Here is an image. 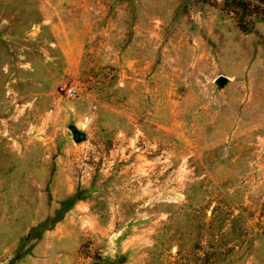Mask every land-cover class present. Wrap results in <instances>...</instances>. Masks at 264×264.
<instances>
[{
	"label": "rangeland",
	"instance_id": "1",
	"mask_svg": "<svg viewBox=\"0 0 264 264\" xmlns=\"http://www.w3.org/2000/svg\"><path fill=\"white\" fill-rule=\"evenodd\" d=\"M250 14L0 0V264H264L260 4Z\"/></svg>",
	"mask_w": 264,
	"mask_h": 264
},
{
	"label": "trees",
	"instance_id": "2",
	"mask_svg": "<svg viewBox=\"0 0 264 264\" xmlns=\"http://www.w3.org/2000/svg\"><path fill=\"white\" fill-rule=\"evenodd\" d=\"M207 2H210V0H206ZM223 2L226 4V7L231 13L240 12L243 19L250 17V10L252 7L253 2H257L260 4L261 8V14L264 20V0H223ZM249 25H242V28H244L246 31H248ZM259 230L261 235L264 237V223L259 224Z\"/></svg>",
	"mask_w": 264,
	"mask_h": 264
},
{
	"label": "water",
	"instance_id": "3",
	"mask_svg": "<svg viewBox=\"0 0 264 264\" xmlns=\"http://www.w3.org/2000/svg\"><path fill=\"white\" fill-rule=\"evenodd\" d=\"M219 82L221 84H226L228 82V79L226 77H220ZM71 130L73 132L75 142L80 143L85 139L84 133L78 130L76 127L72 126Z\"/></svg>",
	"mask_w": 264,
	"mask_h": 264
},
{
	"label": "built area",
	"instance_id": "4",
	"mask_svg": "<svg viewBox=\"0 0 264 264\" xmlns=\"http://www.w3.org/2000/svg\"><path fill=\"white\" fill-rule=\"evenodd\" d=\"M67 94L69 95V96H72L73 95V92H74V90L73 89H67Z\"/></svg>",
	"mask_w": 264,
	"mask_h": 264
}]
</instances>
